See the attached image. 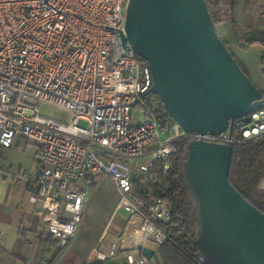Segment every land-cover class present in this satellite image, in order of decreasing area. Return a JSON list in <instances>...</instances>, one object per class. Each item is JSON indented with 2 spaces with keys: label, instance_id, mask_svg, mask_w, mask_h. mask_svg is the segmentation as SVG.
I'll list each match as a JSON object with an SVG mask.
<instances>
[{
  "label": "built area",
  "instance_id": "1",
  "mask_svg": "<svg viewBox=\"0 0 264 264\" xmlns=\"http://www.w3.org/2000/svg\"><path fill=\"white\" fill-rule=\"evenodd\" d=\"M129 1L0 0V150L14 148L18 137L37 149L36 171L18 178L29 187L38 230L55 242L45 249L52 257L40 264L57 253L52 264L62 263L102 176L118 193L111 222L122 211L128 218L106 257L94 249L98 260L153 264L139 248L153 250L155 258L171 239L162 226L174 209L159 194V173L168 175L178 144L234 148L264 139V93L261 107L239 128L234 120L218 135L188 133L175 122L161 130L155 107L146 101L150 67L122 42ZM41 105L66 110L71 119L43 115ZM135 108L144 121L134 122Z\"/></svg>",
  "mask_w": 264,
  "mask_h": 264
},
{
  "label": "water",
  "instance_id": "2",
  "mask_svg": "<svg viewBox=\"0 0 264 264\" xmlns=\"http://www.w3.org/2000/svg\"><path fill=\"white\" fill-rule=\"evenodd\" d=\"M124 47L130 43L138 57L150 67L153 86L172 120L188 133L225 132L237 120L249 122V114L262 105L242 98L239 81L228 70L231 55L213 25L205 0H130L126 11ZM184 176L197 208V239L201 264H264V214L248 202L230 183L234 148L229 145L192 142L186 148ZM201 177V199L190 189L188 170ZM264 180L259 189H263ZM208 213L237 241L231 258L215 260L204 254L203 228L199 217ZM241 242V243H240ZM248 250L243 257L236 248ZM234 245V244H233ZM152 260L153 250L140 247ZM98 260L94 251L90 262Z\"/></svg>",
  "mask_w": 264,
  "mask_h": 264
},
{
  "label": "rangeland",
  "instance_id": "3",
  "mask_svg": "<svg viewBox=\"0 0 264 264\" xmlns=\"http://www.w3.org/2000/svg\"><path fill=\"white\" fill-rule=\"evenodd\" d=\"M236 1V23L238 29L234 28L232 19L217 26L216 29L220 39L231 55L227 64L228 70L239 81L242 88L241 95L243 100L247 103H253L264 93V47L260 44L243 46L238 40L239 35L237 31L241 35H246V38L249 40L257 38L258 34L264 31V0ZM40 112L56 120L69 121L71 119L69 112L55 106L41 105ZM134 112L135 123L144 121L145 117L141 115L138 108H135ZM81 125H84V123L81 122ZM148 163L149 161L145 162V164ZM188 172L191 192L195 197L202 200L200 173L194 167H190ZM258 191L260 190L258 189ZM117 202L118 193L111 178L106 176L97 178L96 186L90 192V198L85 207L77 238L61 264H77L83 262L86 258L89 261L92 248L109 222ZM127 218L128 214L124 211L118 214L105 242L100 243L98 246L100 255L106 257L109 254V247L116 241V236L126 224ZM194 219L197 224L195 215ZM199 221H201L203 228L202 238L205 240L202 248L204 254L217 261L231 258L230 255L237 241L243 242V240L241 238H233L232 240L224 226L214 218L212 213H208L205 207H203ZM39 233L41 232L39 231ZM242 246L243 244H240L236 248L237 255L240 257H243L244 253L248 252ZM155 263V258H153V264Z\"/></svg>",
  "mask_w": 264,
  "mask_h": 264
},
{
  "label": "trees",
  "instance_id": "4",
  "mask_svg": "<svg viewBox=\"0 0 264 264\" xmlns=\"http://www.w3.org/2000/svg\"><path fill=\"white\" fill-rule=\"evenodd\" d=\"M213 25L223 24L232 19L234 28L238 29L236 23L237 1L236 0H205ZM218 32V31H217ZM238 40L243 46L260 44L264 47V31L257 38L247 39L246 35L238 32ZM219 35V33H218ZM139 60L145 62L138 57ZM264 58V52H263ZM146 63V62H145ZM147 64V63H146ZM148 104L154 109L162 131L170 129L174 121L166 112L160 98L154 94L146 97ZM236 128L242 126L235 122ZM186 143L178 144V152L169 159L171 169L166 177L161 173L162 180L159 194L170 200L173 204V216L168 224L162 228L170 235V240L161 246L159 255L155 257V264H201L199 260L200 247L197 239V226L194 213L188 206L187 189L184 176V163L187 158ZM264 178V139L253 144L234 147L230 171V183L250 203L258 191V186ZM96 186L94 183L93 187ZM182 198V201L180 200ZM39 250L35 263L40 264L44 257L45 249H52L55 242L47 233H40L35 238ZM59 253L48 262L52 264ZM108 260H96L87 264H107ZM28 263V262H26ZM25 263V264H26Z\"/></svg>",
  "mask_w": 264,
  "mask_h": 264
},
{
  "label": "crops",
  "instance_id": "5",
  "mask_svg": "<svg viewBox=\"0 0 264 264\" xmlns=\"http://www.w3.org/2000/svg\"><path fill=\"white\" fill-rule=\"evenodd\" d=\"M36 153L37 149L21 137L16 139L14 148L0 150V264H25L35 261L38 256L35 238L40 234L39 220L35 216V206L29 200V187L18 178L22 171H36ZM113 222L110 218L92 253L105 242ZM52 255L53 252L44 257L51 258ZM87 263L91 262L86 258L77 264ZM107 264H124V260H109Z\"/></svg>",
  "mask_w": 264,
  "mask_h": 264
},
{
  "label": "flooded vegetation",
  "instance_id": "6",
  "mask_svg": "<svg viewBox=\"0 0 264 264\" xmlns=\"http://www.w3.org/2000/svg\"><path fill=\"white\" fill-rule=\"evenodd\" d=\"M264 180V178L261 180L260 185L262 183V181ZM185 184H186V189H187V197L189 199L188 201V206H190V209L192 210V212L194 213V210L196 208V203L195 201L191 198L190 196V191L188 189L186 180H185ZM259 189V188H258ZM263 189H264V184H263ZM260 190V189H259ZM180 200L182 201V198H180ZM252 204V203H251ZM254 207H256L262 214H264V190H260L256 196L253 199V204Z\"/></svg>",
  "mask_w": 264,
  "mask_h": 264
}]
</instances>
